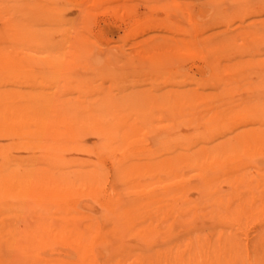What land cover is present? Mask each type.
I'll use <instances>...</instances> for the list:
<instances>
[{
    "label": "rangeland",
    "instance_id": "rangeland-1",
    "mask_svg": "<svg viewBox=\"0 0 264 264\" xmlns=\"http://www.w3.org/2000/svg\"><path fill=\"white\" fill-rule=\"evenodd\" d=\"M10 5L0 21L23 26L0 73L12 115L0 128V264L38 262L39 237L72 234L92 236L106 264L107 241L121 264L157 251L255 264L264 0ZM46 245V257L77 250Z\"/></svg>",
    "mask_w": 264,
    "mask_h": 264
},
{
    "label": "bare ground",
    "instance_id": "bare-ground-1",
    "mask_svg": "<svg viewBox=\"0 0 264 264\" xmlns=\"http://www.w3.org/2000/svg\"><path fill=\"white\" fill-rule=\"evenodd\" d=\"M11 0H2L0 3V8L7 10L12 6L10 5ZM21 9H24L20 6ZM27 10V9H26ZM23 24H18L10 20L0 21V73H10L12 67L14 66L15 55L12 50L9 49L4 41H8L9 38L14 40L17 35L14 36L11 32L14 28H21ZM11 30V31H10ZM2 41V43H1ZM10 94L7 92H0V128H5L10 125L12 120L11 107L9 105ZM264 133V132H263ZM264 135V134H263ZM58 239L59 242L71 241L77 246V250L57 253L56 255L46 257L49 240ZM92 236L89 235H66L55 238H50L48 235L39 237L38 240L42 243L36 247L40 255V261L32 262L31 264H106L99 262L98 256L93 251L94 246H92L94 240ZM46 245V246H45ZM100 251L102 255L108 257L110 262L108 264H121L120 257H124L122 252H112L114 249L112 244L103 242L99 244ZM92 248V249H91ZM63 255V256H62ZM132 262L129 264H189V262L181 258L177 254H172L170 252H154V253H133ZM225 262V263H224ZM221 262L220 259L210 260L205 259L203 262L198 264H227V261ZM255 264H264V255L254 257ZM243 263V262H240Z\"/></svg>",
    "mask_w": 264,
    "mask_h": 264
}]
</instances>
